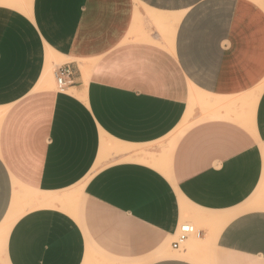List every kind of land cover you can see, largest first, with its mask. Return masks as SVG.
I'll list each match as a JSON object with an SVG mask.
<instances>
[{
    "label": "crops",
    "instance_id": "obj_1",
    "mask_svg": "<svg viewBox=\"0 0 264 264\" xmlns=\"http://www.w3.org/2000/svg\"><path fill=\"white\" fill-rule=\"evenodd\" d=\"M16 1L0 264H264V0Z\"/></svg>",
    "mask_w": 264,
    "mask_h": 264
},
{
    "label": "built area",
    "instance_id": "obj_2",
    "mask_svg": "<svg viewBox=\"0 0 264 264\" xmlns=\"http://www.w3.org/2000/svg\"><path fill=\"white\" fill-rule=\"evenodd\" d=\"M70 75V69L67 66H63L55 70L54 77L58 88L62 89L66 84V78ZM199 230L188 222H184L179 225L176 231V240L172 247L178 249L181 244L186 242L190 236H199Z\"/></svg>",
    "mask_w": 264,
    "mask_h": 264
},
{
    "label": "bare ground",
    "instance_id": "obj_3",
    "mask_svg": "<svg viewBox=\"0 0 264 264\" xmlns=\"http://www.w3.org/2000/svg\"><path fill=\"white\" fill-rule=\"evenodd\" d=\"M20 2H21V0H17L16 3L14 2V3H15L14 6H16V7H22V6H24V5L21 4ZM193 98H194V97H192V99H193ZM196 99H197V97H196ZM201 102H203V101H201ZM27 195H28V194H27ZM33 195H34V194H33ZM33 195H32V196H33ZM32 196L28 195V197H27V196L24 197L26 204L28 205V207H30L29 209L34 208V207H36V206L46 205V204H47V201H46L45 198H42V200H38V199H34ZM35 197H36V196H35ZM36 198H37V197H36ZM13 219H14V220H13ZM12 221H15V218H14V217L9 219V221H8V225H10ZM8 225H7V226H8ZM190 241H191V240H190Z\"/></svg>",
    "mask_w": 264,
    "mask_h": 264
},
{
    "label": "rangeland",
    "instance_id": "obj_4",
    "mask_svg": "<svg viewBox=\"0 0 264 264\" xmlns=\"http://www.w3.org/2000/svg\"><path fill=\"white\" fill-rule=\"evenodd\" d=\"M0 7H1V6H0ZM2 8L9 9V8H7V7H3V6H2ZM55 65H57V64L55 63ZM51 68H52V67H51ZM26 206H27V205H26ZM25 209H26V207L22 205L21 210H25ZM183 222H188V223H190V224H193L197 229L200 228V226H199V225H198V224H197L192 218H186V219H184ZM7 225H8V223H7ZM8 226H9V225H8ZM8 226H7V227H8ZM194 238H195V236H190V237L187 239L186 243L183 245V247H187V246H188V242H190V240L193 241ZM197 253H198V256H201V258H202V260H200L199 262H200L201 264H208V262H207V257L205 256V252L202 251V250H200V251H198Z\"/></svg>",
    "mask_w": 264,
    "mask_h": 264
}]
</instances>
